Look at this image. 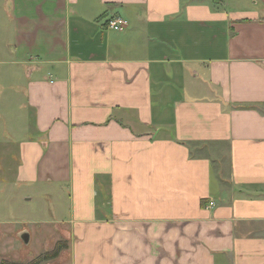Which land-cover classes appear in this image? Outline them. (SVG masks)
Returning a JSON list of instances; mask_svg holds the SVG:
<instances>
[{"label":"crops","instance_id":"0c3cea01","mask_svg":"<svg viewBox=\"0 0 264 264\" xmlns=\"http://www.w3.org/2000/svg\"><path fill=\"white\" fill-rule=\"evenodd\" d=\"M11 158L70 264H264V0H0Z\"/></svg>","mask_w":264,"mask_h":264},{"label":"rangeland","instance_id":"374dc122","mask_svg":"<svg viewBox=\"0 0 264 264\" xmlns=\"http://www.w3.org/2000/svg\"><path fill=\"white\" fill-rule=\"evenodd\" d=\"M20 100L23 101L22 96ZM10 113L13 114L12 111ZM14 124L16 122L12 121L10 126ZM8 160L11 161L8 168L0 171V188L3 190L0 197V264H70L68 240L61 239L56 231L57 225L39 223L40 220L53 222L49 215L52 205L40 194L36 195L35 190L14 185L17 159H5V162ZM23 198L31 200L25 202ZM34 219H38V224L32 221ZM25 230L32 234L27 246L19 238Z\"/></svg>","mask_w":264,"mask_h":264},{"label":"built area","instance_id":"2783aa9c","mask_svg":"<svg viewBox=\"0 0 264 264\" xmlns=\"http://www.w3.org/2000/svg\"><path fill=\"white\" fill-rule=\"evenodd\" d=\"M127 26H128V22L121 17H115L107 21V28L110 31L120 33L125 31Z\"/></svg>","mask_w":264,"mask_h":264},{"label":"water","instance_id":"95a60500","mask_svg":"<svg viewBox=\"0 0 264 264\" xmlns=\"http://www.w3.org/2000/svg\"><path fill=\"white\" fill-rule=\"evenodd\" d=\"M19 238H20V240L22 241V243L24 245L27 246L29 244L30 237H29V234L26 231H23L22 233H20L19 234Z\"/></svg>","mask_w":264,"mask_h":264},{"label":"trees","instance_id":"16d2710c","mask_svg":"<svg viewBox=\"0 0 264 264\" xmlns=\"http://www.w3.org/2000/svg\"><path fill=\"white\" fill-rule=\"evenodd\" d=\"M37 263V262H36ZM36 263H33V264H36ZM2 264H6V263H2Z\"/></svg>","mask_w":264,"mask_h":264}]
</instances>
